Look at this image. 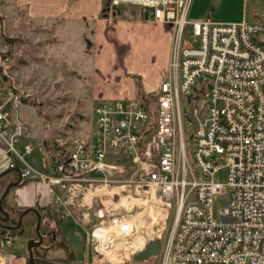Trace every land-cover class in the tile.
<instances>
[{"label": "built area", "instance_id": "2783aa9c", "mask_svg": "<svg viewBox=\"0 0 264 264\" xmlns=\"http://www.w3.org/2000/svg\"><path fill=\"white\" fill-rule=\"evenodd\" d=\"M190 2L109 0L108 14L117 6L134 5L147 17L172 23L170 71L153 105L138 97L95 100L91 135L53 152L48 171L26 159L33 131L26 130L19 90L5 76L12 43L0 36V165L22 163L19 181L45 180L48 204L62 217L68 205L84 201L87 188L109 186L108 206L100 200L95 205V198L87 204L94 221L86 244L102 254L136 235L133 215L115 199L125 193L121 174H111L105 160L108 154L129 157L135 192L158 191L153 210L167 211L171 202L175 206L174 227L159 264H264V18L190 19ZM188 98L193 124L189 167L177 124ZM223 196L226 200L220 201ZM12 235L0 223V264H7ZM149 240L91 264H124Z\"/></svg>", "mask_w": 264, "mask_h": 264}, {"label": "rangeland", "instance_id": "374dc122", "mask_svg": "<svg viewBox=\"0 0 264 264\" xmlns=\"http://www.w3.org/2000/svg\"><path fill=\"white\" fill-rule=\"evenodd\" d=\"M23 9L24 7L20 8V6H17L14 0H0V36H4V33L15 36L14 41L11 42L13 53L12 59L9 61V75L12 77L14 85L18 87L20 94H24V105L21 113L25 121L26 130L33 131L31 137L27 138L32 142V152L37 155L39 160L43 156L46 163L50 160L49 156L51 155L47 157L45 151L53 154L60 147H68L74 138H87L91 135L94 102L90 99L87 80L85 78L82 79L83 77L80 73L82 69L78 67L79 62L84 63L85 61L81 57L79 61H72V56L77 53H81L82 58H84V48H66V51L70 49L68 53H65L62 49L42 48L47 45L48 42L46 41H48V35L51 31L41 28L39 22H32L27 19ZM188 9L187 14L190 16L196 15L220 20L241 18L247 10L251 12V10L255 9L257 15L254 14L252 17L264 18L263 0H191ZM84 31L83 29L82 32ZM84 35L80 36V39L84 38ZM77 36L79 35L77 34ZM76 40L77 38L75 40L73 38L70 41L71 44H74ZM88 68H90L89 63ZM155 95L151 94L149 96L151 105L155 103ZM195 99L194 103L199 101L197 98ZM190 106L191 100L188 98L183 103L184 113L177 122L178 134H182L188 151L186 155L188 167L191 164L190 150H192L193 146V124L188 116ZM31 153L26 154L28 161H30ZM127 158L128 160L122 155L106 156L105 160L108 163L107 165L110 166L107 169L112 174H121L122 180L120 181L124 183L125 193L120 197L124 196L126 199L127 197H132L135 200L128 206L126 205L128 208L127 212L131 213L133 215L132 218L137 222L134 233L141 235L143 240L144 238H159L160 243L158 253L152 258L140 262L134 260L132 253H129L123 262L124 264H159L161 252L174 227L175 206L171 202L167 209L166 217L161 220L157 219L153 215L152 204L158 200V191L152 192L149 189L145 190L144 193L135 192L134 183L130 180L133 168L128 162L130 158ZM117 166H120V168H117ZM18 167H22V163H19ZM16 172L17 170L12 169L8 171L7 176L12 177ZM4 181L5 178L3 176L0 177V198L7 185L4 184ZM109 189V186L100 184L94 186V188H87L85 193L89 194H84V203L67 206L69 207V213L66 215L62 226L67 228V238L77 258L74 260H63L56 257V263H96L98 257L103 260L107 257V254L110 255V258H114V254L120 245L126 248L130 247L119 241L110 253L105 250L101 254L90 245H86V238L94 221L92 208H88L87 204L95 198V205L101 204L99 203L100 200V202L108 206V200L111 198ZM11 193L12 189L8 193L6 192L5 200L9 198ZM93 194H95V197H93ZM63 196L65 195L63 194ZM224 196L220 201L226 200ZM115 199L117 203L119 197ZM6 205L5 203L2 205L3 210L0 213L8 210L12 211V208H18L17 205L9 204L8 207ZM13 212H10V214H13ZM32 218L33 215L28 213L25 219H22L21 230L12 235L11 242L7 246V252L9 253H22L25 250V264H27L28 254L26 249L27 242L35 236L33 224L32 222L30 223V220H33ZM158 233L159 235H157ZM82 237L84 238L86 249L85 255L79 241ZM44 244H46V240H44ZM46 254L55 257L66 254V251L62 247H49ZM101 259L99 258V260Z\"/></svg>", "mask_w": 264, "mask_h": 264}, {"label": "crops", "instance_id": "0c3cea01", "mask_svg": "<svg viewBox=\"0 0 264 264\" xmlns=\"http://www.w3.org/2000/svg\"><path fill=\"white\" fill-rule=\"evenodd\" d=\"M108 1L14 0V3L20 8L24 7L27 19L39 22L41 28L51 31L46 41L47 45L42 48L62 49L65 53L70 50L66 51V48H84V58L81 53L71 56L72 61H79L80 57L85 61L79 62L78 67L82 69L80 70L82 79L87 80L90 99L93 102L97 99L126 100L131 97L149 100L151 94L157 93L160 82L170 71L174 27L170 22L143 15L134 5L117 6L108 14L106 12ZM256 13L255 9L251 12L247 10L243 16L251 18ZM187 16L190 19L206 18L188 14ZM83 34L84 38L80 39ZM73 38L77 40L71 44ZM32 150L33 146L28 154ZM45 153L47 157L52 155L46 151ZM40 159L32 152L28 162L41 171H48L50 160L45 163L43 156ZM126 159L128 160L127 157ZM4 167L2 163L0 170L6 169ZM20 168L15 169L17 172L12 177L7 176L11 168L4 171L7 172L3 175L4 184L16 182L8 189V191L12 189V193L6 200V206L9 204L22 208L46 206L50 196L46 181L33 176L19 181ZM64 220L61 221V226ZM67 236L66 232L65 237L68 240ZM79 241L85 255L84 238H80ZM24 251L7 252V264H25Z\"/></svg>", "mask_w": 264, "mask_h": 264}, {"label": "trees", "instance_id": "16d2710c", "mask_svg": "<svg viewBox=\"0 0 264 264\" xmlns=\"http://www.w3.org/2000/svg\"><path fill=\"white\" fill-rule=\"evenodd\" d=\"M3 35L4 36H2V38L8 40L9 42H13L15 39V36L7 35L5 33ZM5 76L10 78V84L14 87V89L18 90V87L15 86L12 81V77L9 74H5ZM21 98L24 99V94H21ZM146 100L148 101V99ZM128 162L132 165L131 159ZM9 168L11 167H6V169H1L0 177L5 175L7 172L4 171ZM13 168L14 167H12L11 169ZM4 203L7 204L5 198L2 197L0 201L1 206ZM2 208L0 209V211L3 210ZM12 209H13L12 211H14L13 214H10V212L12 213L11 210L4 212L5 214L8 215L6 219H4L2 217L3 215L0 213V223L4 226H9L11 228L12 234H14L15 232L21 230L22 227V223L18 224V216L22 213L21 218L25 219V216L28 213H31L33 215L32 218L33 220H30V223L32 222L33 224V232L35 235L32 239H37L38 236L35 229L37 214L35 212V209H27L25 211L24 208L22 207L12 208ZM36 209L40 213V223L38 226V231L41 234L42 239L38 244L33 245L31 248L33 255V264H60L55 262L56 257L63 260H67V259L74 260L76 256L73 252L70 242L65 237L66 230L61 226V221L64 220L65 217H62L60 213L57 210H55V208L52 207L50 204H47L46 206L37 207ZM44 240H46V244H44ZM49 247H62L66 251V254L55 257L48 256L46 253ZM27 264H29L28 260H27ZM63 264H68V263L63 262Z\"/></svg>", "mask_w": 264, "mask_h": 264}, {"label": "water", "instance_id": "95a60500", "mask_svg": "<svg viewBox=\"0 0 264 264\" xmlns=\"http://www.w3.org/2000/svg\"><path fill=\"white\" fill-rule=\"evenodd\" d=\"M15 183H16L15 181H10V182L7 183L6 188H5L3 194H2V196L0 198V201H1L2 197L8 191L9 187L14 185ZM1 208H2V206L0 204V209ZM27 209H35V212L37 214V220H36V224H35V229H36L38 238H37V240L29 239L28 242H27V251H28L27 260H28L29 264H33V255H32L31 248H32L33 245L38 244L41 241V239H42V236H41V234L38 231V226H39V223H40V213L34 207H26V208H24V211L27 210ZM3 215L4 216H2V217L4 219H6L7 215L4 214V212H3ZM21 217H22V213L18 216V224L21 221ZM159 243H160V240L158 238L150 239L148 242H146L144 244V246L142 248H140V249H138V250H136L135 252L132 253V258L134 260H137V261H142V260L150 258L151 256L156 255L158 253V250H159Z\"/></svg>", "mask_w": 264, "mask_h": 264}, {"label": "bare ground", "instance_id": "6f19581e", "mask_svg": "<svg viewBox=\"0 0 264 264\" xmlns=\"http://www.w3.org/2000/svg\"><path fill=\"white\" fill-rule=\"evenodd\" d=\"M114 192H118L116 189H115V191ZM136 198V197H135ZM133 199V200H132ZM133 201H135L134 200V198H132V197H127V199L126 198H124V196L123 197H119V199L117 200V203H120V202H122V204H126L127 206L129 205V204H131ZM153 215H155V217H157V219H159V220H161V219H163V218H165L166 217V215H167V211H166V209L164 208V207H158L157 209H154L153 210ZM136 237H138V238H136ZM143 241V237L141 236V235H134V236H132V238L131 239H129V240H126V242H123V241H121V242H123L122 244H124V245H126L127 247H128V245L131 247V246H134V245H140L141 244V242ZM117 242H119V241H116L115 243H113L111 246H110V248L109 249H105L104 248V250H107L109 253L112 251V249L115 247V245L117 244ZM121 244V243H120ZM121 246V247H120ZM119 246V248H122L123 249V254H126L128 251H129V248H126V247H123L122 245H120ZM110 256V255H109ZM111 258H113V257H111Z\"/></svg>", "mask_w": 264, "mask_h": 264}]
</instances>
